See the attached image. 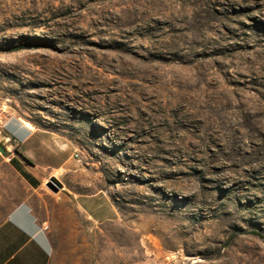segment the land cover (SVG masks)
<instances>
[{
  "label": "rangeland",
  "instance_id": "374dc122",
  "mask_svg": "<svg viewBox=\"0 0 264 264\" xmlns=\"http://www.w3.org/2000/svg\"><path fill=\"white\" fill-rule=\"evenodd\" d=\"M0 113L75 149L50 264H264V0H0Z\"/></svg>",
  "mask_w": 264,
  "mask_h": 264
},
{
  "label": "crops",
  "instance_id": "0c3cea01",
  "mask_svg": "<svg viewBox=\"0 0 264 264\" xmlns=\"http://www.w3.org/2000/svg\"><path fill=\"white\" fill-rule=\"evenodd\" d=\"M31 124L0 113V141L6 149L5 155L0 153V264L51 263V237L39 222L31 199L51 177L64 178L74 167L71 154L75 149L70 141ZM72 197L95 223L120 217L118 207L104 190L89 195L72 191ZM100 197L115 218L102 209L88 207Z\"/></svg>",
  "mask_w": 264,
  "mask_h": 264
},
{
  "label": "water",
  "instance_id": "95a60500",
  "mask_svg": "<svg viewBox=\"0 0 264 264\" xmlns=\"http://www.w3.org/2000/svg\"><path fill=\"white\" fill-rule=\"evenodd\" d=\"M0 153L2 155H5L6 154V149L2 145L1 141H0ZM46 187L49 190H51L53 193L58 194L60 191H62L64 189V184L60 180H58L56 177H51L47 181Z\"/></svg>",
  "mask_w": 264,
  "mask_h": 264
},
{
  "label": "built area",
  "instance_id": "2783aa9c",
  "mask_svg": "<svg viewBox=\"0 0 264 264\" xmlns=\"http://www.w3.org/2000/svg\"><path fill=\"white\" fill-rule=\"evenodd\" d=\"M74 157H75L77 160H80V159H81V157H80V154H79V153H76V154L74 155Z\"/></svg>",
  "mask_w": 264,
  "mask_h": 264
}]
</instances>
